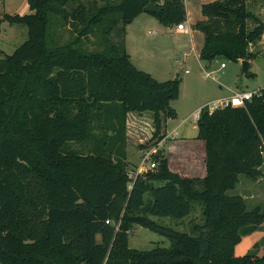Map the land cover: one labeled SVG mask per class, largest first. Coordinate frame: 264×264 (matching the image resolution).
Returning <instances> with one entry per match:
<instances>
[{"label": "trees", "instance_id": "obj_1", "mask_svg": "<svg viewBox=\"0 0 264 264\" xmlns=\"http://www.w3.org/2000/svg\"><path fill=\"white\" fill-rule=\"evenodd\" d=\"M73 1L27 0L29 14L5 16L26 26L28 38L11 55L0 51V264H264V251L234 255L242 237L264 224V209L248 210L241 196L226 194L239 176H262L264 88L243 107L201 112L203 178L171 172L160 150L151 154L156 169L131 178L127 117L150 113L151 140L159 143L165 120L176 117L180 80L159 82L137 69L125 49L126 27L142 13L164 27L183 24L184 3ZM248 1L201 6L204 19L193 25L204 36L200 60L257 56L252 47L263 43L264 20ZM150 2L159 14L145 11ZM50 17L56 27L70 25L74 38L50 45ZM90 36L100 50H82ZM196 203L204 219L196 236L151 219L181 220ZM134 226L170 246L129 248Z\"/></svg>", "mask_w": 264, "mask_h": 264}, {"label": "rangeland", "instance_id": "obj_2", "mask_svg": "<svg viewBox=\"0 0 264 264\" xmlns=\"http://www.w3.org/2000/svg\"><path fill=\"white\" fill-rule=\"evenodd\" d=\"M79 1L82 3L97 1L99 4H102L101 0H74L71 5L74 7ZM113 1L118 2L120 0ZM183 1L186 2V0ZM188 5L192 14L195 15L197 13V0H188ZM248 8L264 20L263 3L249 0ZM29 13L30 10L27 0H0L1 57L11 55L28 38L26 26L10 24L5 20V16L26 15ZM146 15H148L146 17H150V20H145L144 23H139L137 22L139 20H135L136 22L132 24V28H129L127 48L131 54L130 61L132 64H135L137 69L147 72L159 82L172 79L180 80L178 99L171 103L176 117L165 120V125L168 130H171L176 125L183 124L182 129L178 132L179 136L176 139L188 140L189 137L196 133L193 126L197 125V122L194 121L192 116L198 108L207 104L212 105L211 103L217 100L228 99L235 93L256 92L264 88V37L262 38L263 43L252 47V50L257 52V56L248 61L249 75L241 72L242 60L237 62H230L223 59L213 61L198 60L196 58L198 50L195 55L192 54L182 64L178 63V59L182 60V51L186 48L185 38H187V34H179L174 28H163L156 18L150 14ZM50 18L51 21L48 28V41L50 45L64 44L74 38V33L71 31L70 25L56 27L53 23V17ZM183 24L187 27L188 31V25L186 23ZM101 48V43H99V40L95 36H90L84 40L82 46V50L85 52L98 51ZM222 64L224 65L223 67H221ZM186 70L187 72H185ZM206 73H210V77H205ZM131 115H134V117H127L128 139L133 144L130 143L133 147L131 150L135 154H138L142 148L148 150L155 147L157 141L151 140L153 127L152 115L150 113L141 115L133 113ZM136 118L140 121L139 124H137ZM164 147L160 146L161 149ZM151 151L153 149L149 150V152ZM131 161L128 163L127 168L131 178H134L135 174L138 173L136 155ZM141 166L139 173H144L151 169L149 163H143ZM262 169L264 173V161ZM242 181L246 182L248 187H252V183L255 180L241 175L236 186L227 191L226 194L229 196H239L242 193L243 187H246V185L241 184ZM255 190L258 191L256 198L245 201L248 210L255 207L264 209V182L258 185ZM151 219L159 225L191 236L197 235L194 230V225L199 227L204 223L202 208L198 203L194 204L193 211L181 220L158 217H151ZM170 244L171 242L167 238L143 227L134 226L129 232L128 246L132 249L146 251L156 247L168 248ZM263 251L264 224L252 234L242 237L241 241L234 248V255L241 257L252 252L261 256Z\"/></svg>", "mask_w": 264, "mask_h": 264}, {"label": "crops", "instance_id": "obj_3", "mask_svg": "<svg viewBox=\"0 0 264 264\" xmlns=\"http://www.w3.org/2000/svg\"><path fill=\"white\" fill-rule=\"evenodd\" d=\"M212 1H215V0H197V5H196L197 13L195 15H193L192 12L190 11V8L188 5V0H186V2L183 1L185 11H186V21L184 23H186L188 25V31H187V27L184 24L183 25H184L185 30H183V31H178L177 26L168 27V28H172V29L174 28L176 30V32L179 34H182V33L187 34V38H185L186 48L182 51V60L178 59V63L184 64L186 62V60H188L192 56V54H194V55L196 54L197 50H198V52L196 54V56H197L196 58L198 60H200L199 53H200V50L203 46L204 36L200 31L193 29V25L196 22L204 19L202 14H201V6L203 4L210 3ZM146 14H148V13L140 14L137 18H135L133 20V22L131 24H129L126 27L125 49H126V52L128 53L130 58H131V54L128 52L129 50L127 48V38L129 37V28H132L131 26H132V24H134L136 22L135 20H139V21H137L139 23H144L145 20H148V19L150 20V17H146V16H148ZM162 27L165 28L164 26H162ZM263 37H264V35H263ZM133 65L135 66V64H133ZM185 72H187V70ZM131 114H133V113H131ZM131 114H129L128 117H130V116L134 117V115H131ZM135 120H136L137 124L140 123L138 118H136ZM182 126H183V124L182 125H176L171 130H168L167 126L165 125L164 131H163L164 137L159 143H157V145L155 146L156 148L153 147V148L148 149V150H146L145 148L144 149L142 148L141 150L139 149L140 151L138 152V154H135V152L133 150H131L133 148L132 147L133 144L128 139L127 140V162L128 163L132 162L131 161L132 158L136 155L137 165H138L137 172L139 173L140 168L142 167L141 166L142 165V158H141L142 155H144L146 152H149V150L153 149V151L154 150L156 151V149H158L162 152L164 157L167 159L168 167H169L170 171L177 173L181 177L203 178L205 176V173H206L205 163H204V160H205L204 142L201 140H198L196 138V136H197V125L193 126V129L196 130V133L193 134L191 137H189L188 140L176 139V137L179 136L178 132L180 129H182ZM137 127H138V125H137ZM127 137H128V130H127ZM160 146H162V147L165 146L163 148L164 150L161 149ZM144 150H145V152H144ZM139 153H140V155H139ZM262 167H263V165L261 166L262 176L260 178H258L257 180L253 181L252 187H248L246 185L247 183L242 181L241 184L246 185V187H243L242 193L239 194V196L243 197L245 199V201L255 199L256 193H258V191H256L255 188L258 185L262 184V182H264L263 181L264 180V173H263Z\"/></svg>", "mask_w": 264, "mask_h": 264}, {"label": "built area", "instance_id": "obj_4", "mask_svg": "<svg viewBox=\"0 0 264 264\" xmlns=\"http://www.w3.org/2000/svg\"><path fill=\"white\" fill-rule=\"evenodd\" d=\"M157 1L161 3L163 0H157ZM177 30L178 31L185 30L184 25L183 24L177 25ZM223 66L224 65L222 64L221 67H223ZM210 75H211L210 73H206L205 74V77H210ZM258 92L259 91H256V92H241V93H235L234 95H232L228 99L217 100V101L211 103L212 105L207 104V105L202 106L199 109H197L193 113L192 118L194 119L195 122H197L198 119L200 118V114H201V112L203 110H206V111H208L209 114H211L214 110L221 109V108H224V107H227V106H231V107H243L245 105V103L248 102V101H250L254 95H257L258 94ZM153 152H155V151L146 152L143 155V157H142V164L143 163H149V166L151 168H155V163L151 161V154H153ZM129 188H131V185H129Z\"/></svg>", "mask_w": 264, "mask_h": 264}, {"label": "water", "instance_id": "obj_5", "mask_svg": "<svg viewBox=\"0 0 264 264\" xmlns=\"http://www.w3.org/2000/svg\"><path fill=\"white\" fill-rule=\"evenodd\" d=\"M145 11L150 12V13L159 14L161 12V8L156 3L150 2L145 6ZM241 64H242L241 72L243 74H247L248 68H249L248 61L242 60ZM48 80L50 81V78H48ZM0 248H1V246H0Z\"/></svg>", "mask_w": 264, "mask_h": 264}]
</instances>
